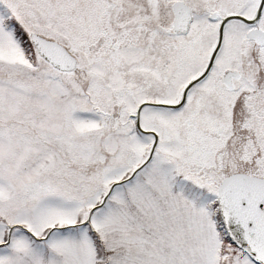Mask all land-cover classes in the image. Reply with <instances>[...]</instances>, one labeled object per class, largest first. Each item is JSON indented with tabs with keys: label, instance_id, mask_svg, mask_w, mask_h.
<instances>
[{
	"label": "snow or ice",
	"instance_id": "snow-or-ice-1",
	"mask_svg": "<svg viewBox=\"0 0 264 264\" xmlns=\"http://www.w3.org/2000/svg\"><path fill=\"white\" fill-rule=\"evenodd\" d=\"M0 264H264V0H0Z\"/></svg>",
	"mask_w": 264,
	"mask_h": 264
}]
</instances>
